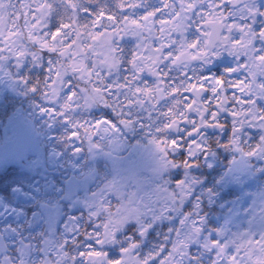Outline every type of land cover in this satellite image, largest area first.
Listing matches in <instances>:
<instances>
[{"label": "snow or ice", "instance_id": "6c2138e0", "mask_svg": "<svg viewBox=\"0 0 264 264\" xmlns=\"http://www.w3.org/2000/svg\"><path fill=\"white\" fill-rule=\"evenodd\" d=\"M0 264H264V0H0Z\"/></svg>", "mask_w": 264, "mask_h": 264}]
</instances>
